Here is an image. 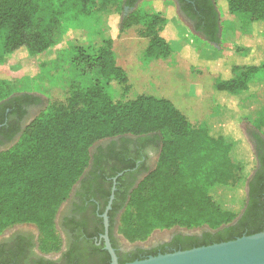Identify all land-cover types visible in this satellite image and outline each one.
Instances as JSON below:
<instances>
[{
  "label": "trees",
  "instance_id": "1",
  "mask_svg": "<svg viewBox=\"0 0 264 264\" xmlns=\"http://www.w3.org/2000/svg\"><path fill=\"white\" fill-rule=\"evenodd\" d=\"M179 1L204 22L196 27L206 40L217 42L220 24L214 0ZM227 1L230 11L241 12L264 37V0ZM138 5L139 0H0V60L4 53L20 57L56 46L53 57L36 63L59 70L62 85L60 97L47 95L46 105L20 128L24 106L42 105L43 99L25 89V79L0 77V134L11 141L0 150V234L14 225L34 224L38 249L60 251L55 216L86 167L89 148L102 138L125 134L138 135L139 144H160V150L136 185L131 187V182L124 191L116 186L108 212L110 229L118 211L116 233L130 242L145 239L156 228L208 229L201 236L179 233L149 250L136 247L122 254L119 263L264 231V140L257 132L253 136L262 145L252 147L254 161L248 167L246 160L236 158L232 137L215 134L206 122L192 125L168 99L128 96L131 84L116 65L109 41L58 45L73 22H96L101 12L126 7L121 23L141 25L149 37V56H167L170 46L160 32L168 18L155 10L139 13ZM229 63V78L213 81L216 90L241 98L264 84V55L236 56ZM101 246L83 249L75 243L61 260L27 261L20 245L2 243L0 264H110Z\"/></svg>",
  "mask_w": 264,
  "mask_h": 264
},
{
  "label": "rangeland",
  "instance_id": "2",
  "mask_svg": "<svg viewBox=\"0 0 264 264\" xmlns=\"http://www.w3.org/2000/svg\"><path fill=\"white\" fill-rule=\"evenodd\" d=\"M171 2L139 0L137 6L139 13L155 10L168 18L167 26L160 32L170 46L167 56H149V37L143 33L141 25L121 23L122 16L128 12L126 7L121 11L101 12L96 22L89 18L81 23L73 22L67 26L58 45L66 48L70 43L79 42L86 47L109 41L116 65L126 73L131 84L128 96L151 95L168 99L192 125L206 122L215 134L232 137L236 158L246 160L249 167L254 161L251 153L253 133L264 136V84L256 85L249 94L239 98L216 90L213 81L229 78L231 58L264 55V37L259 28H251L241 12L230 11L227 0H214L220 24L218 41L208 42L190 29ZM2 41L0 36V53ZM56 48L20 57L4 53L0 60V77L25 79V89L42 97L43 104L32 118L46 105L47 95L60 97L62 93L59 70L36 63ZM197 228L201 227L191 230ZM180 229L156 228L145 239L133 242L118 235L128 247H147L156 240H169L173 231Z\"/></svg>",
  "mask_w": 264,
  "mask_h": 264
},
{
  "label": "flooded vegetation",
  "instance_id": "3",
  "mask_svg": "<svg viewBox=\"0 0 264 264\" xmlns=\"http://www.w3.org/2000/svg\"><path fill=\"white\" fill-rule=\"evenodd\" d=\"M171 1L175 4L178 16L189 25L195 34L206 39L203 31L198 30L196 27L198 22H201L202 25H204V22L198 17L190 15L186 3L179 0ZM39 107L40 104L24 106L25 113L18 120L20 128L32 119L33 114ZM18 134L16 133L13 137H17ZM258 135L264 140V136ZM123 138L129 140L124 141ZM137 139L138 135H115L102 138L89 148L87 165L73 184L67 198L60 205L55 216V227L62 237L60 251L43 253L38 249V229L34 224H18L5 230L0 234V244L6 243V247L20 245L24 252L22 259L25 257L27 261L38 258L61 260L63 253L68 251L75 243L77 246H82L83 249L91 244L94 246L102 245L101 249L103 250L105 249V243L102 235L105 231L104 215L106 214L108 238L115 249L117 260L121 258L122 254L134 251L139 246H126L116 233L120 211L114 217L115 224L112 229L109 226L108 212L113 210L112 204L115 199L116 186L121 185V190L124 191L131 182H133L131 187L136 185L138 180L154 166L158 157L160 144L158 146L157 143L152 141L139 144ZM251 142L254 149L262 145L254 136H252ZM10 143L11 141L0 134V150ZM128 164H131V166H125ZM118 177H120L119 180ZM115 203H119V201ZM204 231L206 229L201 228L199 232L192 235L201 236ZM179 233L184 234L180 230H174L170 239ZM165 242L156 240L150 246L139 248L149 250ZM99 256L100 252L96 251L94 257L98 258Z\"/></svg>",
  "mask_w": 264,
  "mask_h": 264
},
{
  "label": "water",
  "instance_id": "4",
  "mask_svg": "<svg viewBox=\"0 0 264 264\" xmlns=\"http://www.w3.org/2000/svg\"><path fill=\"white\" fill-rule=\"evenodd\" d=\"M107 215H104L105 249L110 255V264H264V231L242 235L232 240L178 249L171 252L148 255L141 259L119 263L107 232ZM181 228L180 231L190 235L199 232ZM208 229V227H204Z\"/></svg>",
  "mask_w": 264,
  "mask_h": 264
}]
</instances>
